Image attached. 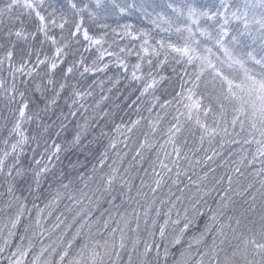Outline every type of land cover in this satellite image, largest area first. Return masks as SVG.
<instances>
[{
  "label": "snow or ice",
  "instance_id": "1",
  "mask_svg": "<svg viewBox=\"0 0 264 264\" xmlns=\"http://www.w3.org/2000/svg\"><path fill=\"white\" fill-rule=\"evenodd\" d=\"M0 121V264H264V0H0Z\"/></svg>",
  "mask_w": 264,
  "mask_h": 264
},
{
  "label": "trees",
  "instance_id": "2",
  "mask_svg": "<svg viewBox=\"0 0 264 264\" xmlns=\"http://www.w3.org/2000/svg\"><path fill=\"white\" fill-rule=\"evenodd\" d=\"M129 74H130V72H129ZM165 74L170 75V74H171L170 69H169ZM108 75L115 76V75H117V73H116L115 69H113L112 71H110V72L108 73ZM120 75H121V77H123V73H120ZM102 78H105V77H103V74H101V75H99V76H93L91 79L99 80V79H102ZM91 79H89V83H91ZM125 83H126V81H124L123 79H121V83H120L119 85H117L116 88L124 89V87H125ZM108 87H111V85H109V84L106 83V84H105V92H107ZM176 89L179 90V83H178V82L176 83ZM95 90H96V93L98 94L97 97H96V98L98 99V98H99V94H102V93H101V90H100V87H96ZM169 91H171V89H169ZM115 92H116V89L114 88V89H113V92H112V94H111V95L113 96V98L115 97ZM124 94L126 95L127 93H124ZM168 98H170V97H168ZM90 99H91V98H90ZM61 103H63V101H61ZM106 106H107V105H106ZM41 107H43V105H41ZM145 115H147V113H145ZM53 119H54V117H53ZM169 119H170V117H169ZM0 123H2V121H0ZM25 127L30 129V134H31V129H34V128H35V125H25ZM166 129H167V121H165L164 123H162V124L160 125V130H159V132L157 133V136H156V138H157L158 140H160L161 142H163V133L166 131ZM98 132H99V129L96 130V134H98ZM74 133H75V124H74V123L69 124V126H68V131L62 133V140H71V138H72V136L74 135ZM0 135L7 136V132H6V131L0 132ZM184 136H187L190 142L192 141V137L188 134V132H184V134H183V136L181 137V139H183ZM89 139H91V135L89 136ZM57 142H61V141H57ZM197 142H198V141H197ZM50 143H51V141H50ZM105 143H106V141H105ZM3 146H4L3 143L0 142V148H3ZM32 146H34V145H32ZM205 146H207V145H205ZM91 147L95 150V149L98 147V145H96V144H92ZM29 155H31L30 152H29ZM77 155H78V154H72V155H71V159H72L73 161H76V159H77ZM130 158H131V157H129L128 159H130ZM79 159H80L81 161H84V159H85V155H79ZM88 159L91 160V157H89ZM24 162H25V164H27V160H25ZM67 164H68V160H67V158H65V154H62V161H61V163L58 164V168H59V167L66 168V167H67ZM212 166L215 167V168L217 169V173H218V174H223L224 171H225L224 167L220 166V163H219V162H217L216 164H213ZM88 167H89V168L91 167V163L88 164ZM143 167H144V168H148L149 165H148L147 163H145ZM141 171H142V169H141ZM149 171H151V170L149 169ZM197 171H199V169H197ZM147 178H148V177H146V179H147ZM49 183H50V181H49ZM49 183H43V182H42V184H43V190H44V192H45V195L48 194V191H49ZM136 183L139 184V179L136 180ZM225 186H227V185L225 184ZM56 187H57V186H56L55 184H53V185H52V189H51V191L54 192ZM134 191H135V190H134ZM17 194H19V193H17ZM24 195H27V192H25ZM213 195H215V193H213ZM32 199H33L32 197H29V203H28V207H29V208L32 207V205H31V200H32ZM234 199H236V200L239 202V203H238V206H239V207H243V206H245V205H243V202L241 201L240 197H234ZM38 203H39V201H38ZM65 203H66V201H65ZM41 206H42V205H41ZM63 206H64V205L61 204V205H60V208L62 209ZM26 215H27V214H26ZM33 215H35L34 212H33ZM25 222H26V221H25ZM20 231H21V232L23 231V226H21ZM17 239H18V237H17ZM125 256H126V255H125ZM125 256H124V257H125Z\"/></svg>",
  "mask_w": 264,
  "mask_h": 264
},
{
  "label": "rangeland",
  "instance_id": "3",
  "mask_svg": "<svg viewBox=\"0 0 264 264\" xmlns=\"http://www.w3.org/2000/svg\"><path fill=\"white\" fill-rule=\"evenodd\" d=\"M123 259L126 261L127 260V256L123 257Z\"/></svg>",
  "mask_w": 264,
  "mask_h": 264
}]
</instances>
